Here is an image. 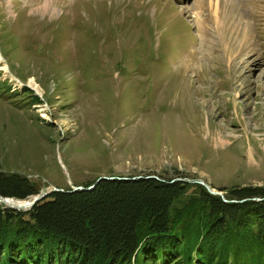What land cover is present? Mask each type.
I'll return each mask as SVG.
<instances>
[{
  "label": "rangeland",
  "instance_id": "rangeland-1",
  "mask_svg": "<svg viewBox=\"0 0 264 264\" xmlns=\"http://www.w3.org/2000/svg\"><path fill=\"white\" fill-rule=\"evenodd\" d=\"M0 54V171L39 192L264 185V0H0Z\"/></svg>",
  "mask_w": 264,
  "mask_h": 264
},
{
  "label": "trees",
  "instance_id": "trees-1",
  "mask_svg": "<svg viewBox=\"0 0 264 264\" xmlns=\"http://www.w3.org/2000/svg\"><path fill=\"white\" fill-rule=\"evenodd\" d=\"M120 178L52 192L27 212L0 205V264H264V185L223 188L225 202L200 184ZM38 192L0 171L1 196Z\"/></svg>",
  "mask_w": 264,
  "mask_h": 264
},
{
  "label": "water",
  "instance_id": "water-1",
  "mask_svg": "<svg viewBox=\"0 0 264 264\" xmlns=\"http://www.w3.org/2000/svg\"><path fill=\"white\" fill-rule=\"evenodd\" d=\"M113 178L115 179V178H118V177H112V178L111 177H105V176L104 177H100L96 182H94L93 184H91V185H89L87 187L77 186V187H72L71 189H72V191H75V190H90L96 185V183L99 180H102V179L111 180ZM140 178H147L148 179V178H156V177H154V176H145V177L138 176V177H135V178H132V177L131 178H123V177H121L120 179L134 180V179H140ZM175 180L189 182V180H184V179H175ZM194 182H198L199 184H201L208 191V193H210L212 195H219L223 199V201H225V202H229V201L233 202L234 201V200H227L225 198L224 194H222L221 192H219L217 190H214V189L210 188L207 184H205L202 181H194ZM55 191L64 192L65 190L52 187L51 189L39 192V193L34 194V195H31V196L27 197L26 199H17V198H13V197H4V196L0 195V200L3 201V200H6V199H11V200H14L16 202L25 201V203L23 205H21V206L20 205H4V207L10 208V209H15V210H20L22 212H27V211L31 210L36 203H38L39 201H41L42 199L47 197L50 193L55 192ZM247 199L248 198H243V199L239 200V202H242V201L247 200ZM251 199L261 200V198H258V197L251 198Z\"/></svg>",
  "mask_w": 264,
  "mask_h": 264
},
{
  "label": "bare ground",
  "instance_id": "bare-ground-1",
  "mask_svg": "<svg viewBox=\"0 0 264 264\" xmlns=\"http://www.w3.org/2000/svg\"><path fill=\"white\" fill-rule=\"evenodd\" d=\"M46 4H47V2H46ZM43 8H45L46 6L44 5V6H42ZM1 60H2V56H1V54H0V62H1ZM0 69H2V70H6L7 69V66L5 65V64H3V65H0ZM29 84L36 90V91H38L39 93L41 92V89L38 87V85H37V83L35 82V80L33 79V78H29ZM216 141L218 142V143H220V144H224V143H227L228 142V139H226V138H224L220 133H217V135H216ZM249 155L251 156V157H253V154H252V152H251V150L249 151ZM0 203L2 204V205H23L24 203H25V201H21V202H16V201H14V200H11V199H6V200H0Z\"/></svg>",
  "mask_w": 264,
  "mask_h": 264
}]
</instances>
